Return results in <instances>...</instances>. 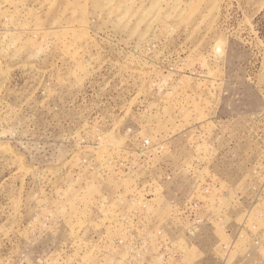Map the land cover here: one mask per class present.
Wrapping results in <instances>:
<instances>
[{
  "label": "rangeland",
  "instance_id": "1",
  "mask_svg": "<svg viewBox=\"0 0 264 264\" xmlns=\"http://www.w3.org/2000/svg\"><path fill=\"white\" fill-rule=\"evenodd\" d=\"M0 264H264V0H0Z\"/></svg>",
  "mask_w": 264,
  "mask_h": 264
}]
</instances>
